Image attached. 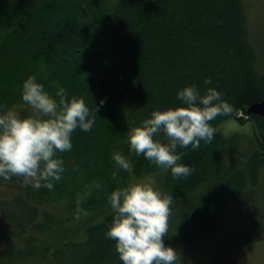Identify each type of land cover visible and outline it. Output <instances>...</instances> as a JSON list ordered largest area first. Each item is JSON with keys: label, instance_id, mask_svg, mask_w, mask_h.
<instances>
[{"label": "trees", "instance_id": "obj_1", "mask_svg": "<svg viewBox=\"0 0 264 264\" xmlns=\"http://www.w3.org/2000/svg\"><path fill=\"white\" fill-rule=\"evenodd\" d=\"M257 57L242 0H0V111L23 101L21 84L30 74L50 93L59 83L69 96L83 97L93 115L99 105L92 129L77 127L73 147L57 153L65 171L52 189L22 182L10 199L0 196V240L20 241L28 227L48 228L38 220V203L74 188L68 178H77L80 165L84 177L72 182L99 190L79 203L80 211L100 208L117 186L150 177L173 195L166 244L176 232L213 229L229 204L249 200L264 171V114L250 113L246 132L225 133L220 126L264 97ZM188 84L202 93L215 87L232 111L210 121L216 128L211 141L196 149L178 146L192 172L177 177L131 152L126 139L151 110L181 103L176 92ZM114 151L133 162L130 171L116 168ZM96 213L81 224V240H60L41 263H59L55 254L69 246L75 251L71 264H122L114 240L105 235L109 202Z\"/></svg>", "mask_w": 264, "mask_h": 264}, {"label": "clouds", "instance_id": "obj_2", "mask_svg": "<svg viewBox=\"0 0 264 264\" xmlns=\"http://www.w3.org/2000/svg\"><path fill=\"white\" fill-rule=\"evenodd\" d=\"M176 96L181 103L151 110L127 131L126 143L131 152L142 154L162 170L186 177L192 168L181 161L178 146L196 149L202 140L211 141L216 128L210 121L231 112L232 105L215 87L202 93L196 84H188ZM21 98L31 106V114L22 116L13 107L0 111V177H19L26 186L52 189L65 171L57 153L73 147L72 133L77 127L92 129L99 105L95 104L93 115L83 97L69 96L59 83L54 94L50 93L31 74L22 81ZM103 102L101 99L100 104ZM111 155L117 169H132L133 162L122 152ZM107 198L112 215L105 235L114 240L122 264H177L179 252L164 239L169 230L171 193H163L149 179L117 186Z\"/></svg>", "mask_w": 264, "mask_h": 264}, {"label": "rangeland", "instance_id": "obj_3", "mask_svg": "<svg viewBox=\"0 0 264 264\" xmlns=\"http://www.w3.org/2000/svg\"><path fill=\"white\" fill-rule=\"evenodd\" d=\"M242 3L247 37L258 52V70L264 73V0H242ZM10 107L15 108L22 116L32 113L31 106L24 101L12 104ZM250 120V114L238 109L235 117L225 119L220 126L225 133L233 130L246 132L251 128ZM77 171H80L77 178L73 176L68 178L69 183L74 187L68 191L71 195L55 194L51 196L52 199L38 203V220L46 222L48 228L28 227L27 233L20 241L8 237L0 240V251L5 253V260L0 257V264H46L41 263L44 261L42 254L44 255L46 251L45 255L49 257V254L59 247L56 243L60 240H70L74 243L75 240L82 239L81 224L92 216L96 217V212L105 208L108 202L93 211H80L79 203L83 202L87 195L99 196V190H94L93 185L87 186L83 183H79V187L83 188H77L72 179L78 181L84 177L83 165H80ZM149 179L151 178L144 177L134 181ZM22 187L23 183L19 177L7 180L0 177V196L4 198L10 199L11 194L20 191ZM253 194L250 195L249 200L246 199L242 203L229 204L218 224L210 231L176 232L172 237L171 246L179 252L180 259L177 264H264V171L262 170ZM8 210L9 213L15 214L13 208L10 207ZM33 248H36L37 252L30 254ZM9 251L11 255H7ZM71 253H75L71 247L63 246L62 251L55 254V258L60 262L48 261L47 264H71Z\"/></svg>", "mask_w": 264, "mask_h": 264}, {"label": "water", "instance_id": "obj_4", "mask_svg": "<svg viewBox=\"0 0 264 264\" xmlns=\"http://www.w3.org/2000/svg\"><path fill=\"white\" fill-rule=\"evenodd\" d=\"M246 113L248 114L254 113L259 115L264 114V97L259 101L249 104L246 107Z\"/></svg>", "mask_w": 264, "mask_h": 264}]
</instances>
